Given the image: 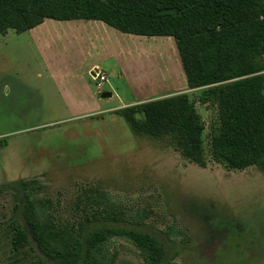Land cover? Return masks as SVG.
<instances>
[{
	"label": "rangeland",
	"instance_id": "rangeland-1",
	"mask_svg": "<svg viewBox=\"0 0 264 264\" xmlns=\"http://www.w3.org/2000/svg\"><path fill=\"white\" fill-rule=\"evenodd\" d=\"M74 23L46 18L0 34V264H35L38 257L32 244L16 249L10 240L9 219L19 217L22 204L20 179L30 180L26 189L46 200L54 220L75 225L87 215L86 228L97 223L102 206L91 195L99 194L117 223L156 236L172 264H264V169H234L210 155L216 104L200 102L199 88L186 85L173 38L143 37L150 47L129 38L125 48L139 55L129 54L128 65L138 73L151 58L156 80L177 77L175 88L156 84L161 91L151 98L189 94L205 125L204 167L184 159L166 137L131 132L116 110L137 98L114 59L86 50L89 31L72 30ZM103 28L111 37L114 29ZM114 36L111 46L127 37ZM90 59L100 60L108 78L100 89L87 70ZM65 88L78 94L82 114L69 109ZM102 91L113 94L99 97ZM112 247L114 264H147L124 238L112 239Z\"/></svg>",
	"mask_w": 264,
	"mask_h": 264
},
{
	"label": "trees",
	"instance_id": "trees-1",
	"mask_svg": "<svg viewBox=\"0 0 264 264\" xmlns=\"http://www.w3.org/2000/svg\"><path fill=\"white\" fill-rule=\"evenodd\" d=\"M163 8L176 12L159 13ZM45 18L100 20L123 33L172 37L188 88H199L200 102L216 104L210 155L234 169H264V0H0V34L29 30ZM116 113L135 136L166 137L184 159L205 166V125L187 92ZM17 182L22 204L19 217L9 219L10 240L16 249L35 246V264H114L115 238L129 241L147 264H172L156 236L117 223L99 194L91 195L102 206L97 223L86 228L87 215L75 225L54 220L46 200L26 189L30 180Z\"/></svg>",
	"mask_w": 264,
	"mask_h": 264
},
{
	"label": "crops",
	"instance_id": "crops-1",
	"mask_svg": "<svg viewBox=\"0 0 264 264\" xmlns=\"http://www.w3.org/2000/svg\"><path fill=\"white\" fill-rule=\"evenodd\" d=\"M67 21H71V20H67ZM72 21H75L74 26L71 27L72 30L78 31V28H80L82 31H85V32L87 30L89 31V33H86V34L89 35L88 41L90 42L89 43L90 47H88L86 50H88L91 55H95L99 51L101 54L103 53L105 56H109L110 58L114 59L116 65L119 68L118 73H120V75L130 85L132 95H133V97H135L137 99H134L133 101L124 102V103H122V105L120 107L131 105V104H134L136 102H140V101L151 98V96H153V94H156V93L161 91V90L157 91L158 89H157L156 84L160 85L159 88H161V87L175 88L174 87L175 83L178 84L177 77H175V78L169 77V79L167 81L156 80L155 69L151 70V58L149 59L150 63H148L147 66H145V68H142L140 70V72L136 73V72H133L129 69L130 66L128 65L129 62H128L127 56H129V54H134V55L138 56L139 53L136 54L135 52H138V51H131V50L125 48L124 43L127 44L126 41L130 40L129 38H134L135 40L139 41V40L145 39L143 37H149V36L137 35V34H131V33H123V32H120L119 30L105 24L104 22H102L100 20L78 19V20H72ZM103 27H106V28L110 27V28L114 29V30H110L111 37H108L105 35V29ZM63 29L65 30V28H63ZM113 31H115V32H113ZM117 32L123 33V35H126L127 37H126V39H123V42L121 43V45H119V43H117L115 46H111L109 43V40H112V39L116 40L114 35ZM99 34H102V35H99ZM90 35L96 36V38L93 36L90 37ZM107 37H108V39H107ZM146 39L147 40H143L144 41L143 45H145V46L148 45V47H150L151 41L148 38H146ZM154 45H155V43H154ZM174 45H175V41H174ZM175 47H176V45H175ZM141 48H143V47H141ZM146 50L149 51L148 49H146ZM176 50H177V48H176ZM173 53L174 52L171 53V56L174 55ZM177 54H178V52H177ZM101 56H103V55H101ZM97 57H98V55H97ZM98 62H100L99 59L94 60V61L92 59H90V61L88 63V67H87L88 72H89L90 68H92L94 66L99 67ZM81 63L85 64V62H83L82 60H81L80 64ZM156 73L158 74L159 72L157 71ZM178 79L179 80L181 79V82L184 83V81H182V77L181 78L178 77ZM107 80H108V78H107ZM186 85H187V83H186ZM84 88L88 91V95H91V86H89L88 83L87 84L85 83ZM85 89H84V91H86ZM62 93H63V97L67 100L66 103L68 104L69 109L73 113L82 114L83 112H81L80 109H78V106L82 105L81 101L79 100L78 94L76 92H72L70 89H67V88L63 89ZM110 93H111V95L113 94L112 92H110ZM115 109H117V108H115Z\"/></svg>",
	"mask_w": 264,
	"mask_h": 264
},
{
	"label": "built area",
	"instance_id": "built-area-1",
	"mask_svg": "<svg viewBox=\"0 0 264 264\" xmlns=\"http://www.w3.org/2000/svg\"><path fill=\"white\" fill-rule=\"evenodd\" d=\"M89 75L91 79L96 82L97 89L101 88L102 83L107 82V76L105 72L98 66L90 68Z\"/></svg>",
	"mask_w": 264,
	"mask_h": 264
},
{
	"label": "water",
	"instance_id": "water-1",
	"mask_svg": "<svg viewBox=\"0 0 264 264\" xmlns=\"http://www.w3.org/2000/svg\"><path fill=\"white\" fill-rule=\"evenodd\" d=\"M158 12L159 13H170V12L175 13L176 9L175 8H163V9H160ZM110 95L111 93L108 91H102V92H99L98 94L99 97H109Z\"/></svg>",
	"mask_w": 264,
	"mask_h": 264
}]
</instances>
